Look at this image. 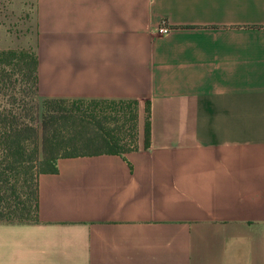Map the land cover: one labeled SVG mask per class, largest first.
<instances>
[{"label":"crops","instance_id":"crops-1","mask_svg":"<svg viewBox=\"0 0 264 264\" xmlns=\"http://www.w3.org/2000/svg\"><path fill=\"white\" fill-rule=\"evenodd\" d=\"M34 19L39 108L136 101L137 147L40 174L0 264H264V0H36Z\"/></svg>","mask_w":264,"mask_h":264},{"label":"trees","instance_id":"trees-1","mask_svg":"<svg viewBox=\"0 0 264 264\" xmlns=\"http://www.w3.org/2000/svg\"><path fill=\"white\" fill-rule=\"evenodd\" d=\"M37 67L35 47L0 50V223L37 220V178L56 172L58 159L137 147L136 101H118L136 106L129 117L123 109L87 113L67 100H43L39 108ZM144 140L147 146L148 120Z\"/></svg>","mask_w":264,"mask_h":264},{"label":"rangeland","instance_id":"rangeland-1","mask_svg":"<svg viewBox=\"0 0 264 264\" xmlns=\"http://www.w3.org/2000/svg\"><path fill=\"white\" fill-rule=\"evenodd\" d=\"M36 0H0V46L10 49L35 47L36 25L34 19V6ZM69 108H80L87 113H111L117 110H124L127 117L136 107L130 102L107 101L92 102L83 101L82 103H70ZM139 107L137 106V132L139 128ZM127 129V127H126Z\"/></svg>","mask_w":264,"mask_h":264},{"label":"built area","instance_id":"built-area-1","mask_svg":"<svg viewBox=\"0 0 264 264\" xmlns=\"http://www.w3.org/2000/svg\"><path fill=\"white\" fill-rule=\"evenodd\" d=\"M170 32L169 27H167L164 23L158 28V33L162 35H166Z\"/></svg>","mask_w":264,"mask_h":264}]
</instances>
